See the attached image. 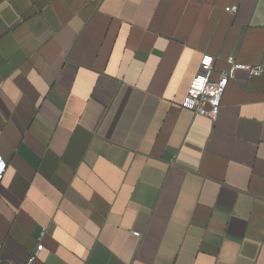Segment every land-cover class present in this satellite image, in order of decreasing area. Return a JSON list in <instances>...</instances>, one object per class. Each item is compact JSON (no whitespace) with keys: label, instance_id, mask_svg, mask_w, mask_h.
Returning a JSON list of instances; mask_svg holds the SVG:
<instances>
[{"label":"crops","instance_id":"0c3cea01","mask_svg":"<svg viewBox=\"0 0 264 264\" xmlns=\"http://www.w3.org/2000/svg\"><path fill=\"white\" fill-rule=\"evenodd\" d=\"M0 160V264H264V0H0Z\"/></svg>","mask_w":264,"mask_h":264},{"label":"built area","instance_id":"2783aa9c","mask_svg":"<svg viewBox=\"0 0 264 264\" xmlns=\"http://www.w3.org/2000/svg\"><path fill=\"white\" fill-rule=\"evenodd\" d=\"M225 12L234 15L237 13V7H228L225 9ZM214 61L215 59L210 55L202 56L199 71L191 80L186 97L182 102V108L184 110L210 119L216 118L221 106L223 93L229 81L233 78L235 71L246 69L250 77H258L263 72L261 65L245 67L238 64L233 57H228L225 60L228 68L221 71L216 79H212ZM5 166V163L0 160V180L3 177ZM42 234H44V231ZM133 235L140 237L139 233H133ZM42 248V244L36 247L29 262L37 257Z\"/></svg>","mask_w":264,"mask_h":264}]
</instances>
